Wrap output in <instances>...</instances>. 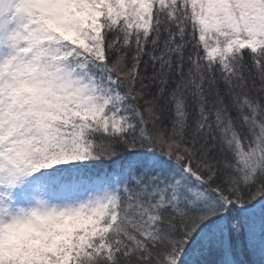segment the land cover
I'll use <instances>...</instances> for the list:
<instances>
[{"label":"snow or ice","instance_id":"obj_1","mask_svg":"<svg viewBox=\"0 0 264 264\" xmlns=\"http://www.w3.org/2000/svg\"><path fill=\"white\" fill-rule=\"evenodd\" d=\"M0 264H264V0H0Z\"/></svg>","mask_w":264,"mask_h":264}]
</instances>
